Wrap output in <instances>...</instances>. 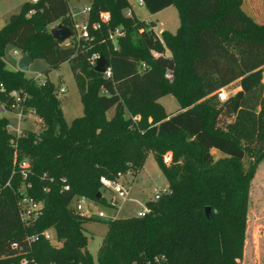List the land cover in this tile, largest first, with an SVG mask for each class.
Listing matches in <instances>:
<instances>
[{"label":"trees","instance_id":"obj_1","mask_svg":"<svg viewBox=\"0 0 264 264\" xmlns=\"http://www.w3.org/2000/svg\"><path fill=\"white\" fill-rule=\"evenodd\" d=\"M142 1L152 15L177 7V33L156 34L129 0H91L90 37L80 47H66L50 33L53 25L73 28L68 0L27 3L0 30V103L13 112V93H20L26 98L21 107L42 121L40 133L16 136L0 118V264H94L84 228L92 219L77 210L76 198L104 202L97 197L101 178L135 176L151 153L168 192L148 202L145 217L107 223L97 264H242L252 182L264 162V23L256 20L264 16V0ZM106 13L107 24L100 18ZM116 28L125 32L118 50L109 40ZM9 46L47 61V74L70 63L84 115L68 126L50 81L7 69ZM167 49L176 63L172 80L152 56ZM96 53L109 61L110 79L91 65ZM237 81L240 90L220 102L219 91ZM167 95L182 111L166 113L159 101ZM212 150L225 158L216 161ZM26 158L28 194L44 203L43 215L29 226L18 206L19 162ZM49 230L59 246L44 236ZM27 236L37 239L30 244Z\"/></svg>","mask_w":264,"mask_h":264},{"label":"rangeland","instance_id":"obj_2","mask_svg":"<svg viewBox=\"0 0 264 264\" xmlns=\"http://www.w3.org/2000/svg\"><path fill=\"white\" fill-rule=\"evenodd\" d=\"M33 0H0V30L9 23L13 15L19 14L27 3ZM71 12L74 15V20L79 24L86 22L89 15H84L82 9L91 5V0H68ZM131 10L136 17L146 24H155L154 31L161 36L163 31H169L176 34L180 28V13L177 7L172 6L168 9L152 15L146 9L145 5L141 4V0H129ZM257 22L264 23V16L256 18ZM216 20L211 21L208 26L212 27ZM51 29V28H50ZM73 40H68L64 46L71 45ZM22 52L9 46L5 54V62L8 70L18 71V63ZM152 56L157 59L163 55L153 52ZM167 58L174 59L171 52L167 49L164 55ZM50 70V65L44 59H35L26 75L28 78H40L42 81H50L58 91L61 100L62 109L65 121L68 126L72 122L84 115V106L82 103L80 91L76 84L70 63H64L56 69ZM240 90L239 82L232 83L226 87V92L229 96ZM160 104L164 107L166 113L174 114L181 110V104L172 95H167L162 98ZM12 125L10 131L16 133L19 128L21 132L25 130L39 132L40 120L37 117L28 116L23 122H20L17 116L6 113L2 114ZM113 112H109L107 117L110 119ZM36 120V122H35ZM172 157L171 152L167 153L163 160L166 162L167 156ZM216 161L224 159L225 156L216 153L214 155ZM251 157L247 154L244 160V166H250ZM172 163V162H171ZM169 163V164H171ZM127 185L134 184L131 190L130 200L123 202L118 196L111 191L102 190L104 202L96 203L87 200L82 206L83 210L90 212L91 221L85 224L84 228L89 238L88 251L93 259L94 264H97V253L107 234V223L117 218L137 217L136 214L147 206L148 202L154 200L155 191L166 192L168 190V182L162 174L160 167L156 161L154 154H149L144 168L137 175H131L127 178ZM129 186V185H128ZM116 201L120 210H116L111 206V202ZM246 242L242 264H264V162L257 169L255 178L252 182L250 192V206L248 213V221L246 223ZM50 242L54 246H59L56 239V231L49 230ZM41 264V262H38Z\"/></svg>","mask_w":264,"mask_h":264},{"label":"built area","instance_id":"obj_3","mask_svg":"<svg viewBox=\"0 0 264 264\" xmlns=\"http://www.w3.org/2000/svg\"><path fill=\"white\" fill-rule=\"evenodd\" d=\"M41 0H33L32 2L34 4L40 2ZM141 4L144 5L143 1L141 0ZM32 13V12H31ZM82 13L84 15H90L91 13V5L90 6H86L82 9ZM70 16L72 18V22H73V28H71L73 30V37L71 38L73 40V42L71 43L70 46H81V44L85 41H87L90 37V26H89V19L86 22H83L82 24H79L78 22H76L74 20V15L72 14V12L70 13ZM126 16L127 17H131L132 16V12L130 10H128L126 12ZM101 21L105 24H107L110 21V14L106 13V14H102L101 15ZM57 26V25H56ZM100 24H94L93 25V29H99L100 28ZM125 36V32L123 31L122 28H116L114 31L110 32L109 35V40L112 41L115 45V50H118V40L120 38H123ZM70 39V40H71ZM99 53L93 54V56L91 57V65L96 67L97 65V61L100 58ZM146 69V66L143 65V70ZM107 79H110L112 77V69L109 67L107 69V72L104 75ZM166 77L169 80L173 79V74L168 72ZM13 97L15 99V102L17 103L16 106V110L13 112H9L7 107L0 103V118H2V114H6V113H10L13 114L15 116L18 117V119L20 120V122H23L28 116H33V117H38L36 115V112L33 109H29L27 110L26 108L21 107L22 104H24L26 98L25 96H22V94L20 93H13ZM229 95L226 92V88L221 89L218 93V98L220 100V102H226L229 99ZM39 118V117H38ZM40 120V130L38 133L41 132V124L42 121ZM139 118L135 117L134 121H138ZM36 122V120H35ZM10 123V122H9ZM9 128H12V125L10 123ZM21 128H19L17 130V132L15 133L16 136H21L22 132H21ZM37 133V132H36ZM14 134V133H13ZM18 159V155H15V160ZM166 162L167 165H170L169 163L172 162V157L169 155L166 157ZM30 161L29 159H23L19 162V168L21 171L20 174L22 175L23 178V182L24 185L21 186L20 191H18V195H19V201H18V206H19V215H20V219L21 222L26 224V225H31L32 221H36L37 219H39L42 215H43V210H44V203L41 201H37L36 199L32 198L29 194L28 191L31 190L32 188V184L26 183V180L28 179L29 173H31L30 171ZM131 173L128 174H123V173H118L114 178H107V177H102L100 180V183L102 185V189L105 191H111L112 193L116 194L118 196V198L120 200H122L123 202H128L130 200V195H131V190H132V183L127 185V178L128 176H131ZM65 191H69L70 187H65L64 188ZM168 192V190L166 192H160V191H155L154 194V200L158 201L160 200V198L166 194ZM88 199L85 197H79L76 198V208L77 210L86 218H91L90 217V212H86L83 210L82 206L85 204V202ZM111 206H113L116 210H120V207L118 205V202L113 201L110 204ZM150 210L147 206H144L142 208L141 211H139L136 216L139 218H143L145 217L147 214H149ZM44 236L49 240L50 236H49V231H46L44 233ZM37 239L36 236H27L26 240L28 243H33L35 240ZM16 247V245H15Z\"/></svg>","mask_w":264,"mask_h":264},{"label":"water","instance_id":"obj_4","mask_svg":"<svg viewBox=\"0 0 264 264\" xmlns=\"http://www.w3.org/2000/svg\"><path fill=\"white\" fill-rule=\"evenodd\" d=\"M50 33L53 36V38L60 43L67 42L74 35L73 30L69 26H66L64 24H58L57 26H54L53 28H51ZM32 62H33V58L31 54L22 55L18 63V70L24 73L28 72ZM155 62L158 66L166 69L168 72L172 74L176 70V63L174 59L161 56L157 58ZM109 67H110L109 61L103 54H101L99 60L97 61L95 71L99 74L105 75ZM97 197L99 200H101L103 199V194L99 193ZM206 215L209 219L211 218V208H206ZM84 253H86V250H84Z\"/></svg>","mask_w":264,"mask_h":264},{"label":"crops","instance_id":"obj_5","mask_svg":"<svg viewBox=\"0 0 264 264\" xmlns=\"http://www.w3.org/2000/svg\"><path fill=\"white\" fill-rule=\"evenodd\" d=\"M54 26H56V25H53V26H51L50 28H53ZM154 28H155V27H154ZM162 32H163V30H162L160 33H162ZM22 55H23V54H22ZM22 55H21V56H22ZM165 57H166V56H165ZM31 64H32V63H31ZM30 66H31V65H30ZM159 103H160V102H159ZM180 111H182V109L179 110V112H180ZM109 112H113V116H114V114H115V109H111ZM109 112H108V113H109ZM177 113H178V112H177ZM167 114H168V113H167ZM174 114H176V113H174ZM168 115H173V114H168ZM113 116H112V117H113ZM112 117H111V118H112ZM212 153H213V155H215L216 153H220V152L217 151V150H212ZM220 154H221V153H220ZM133 186H134V184H133ZM168 187H169V186H168Z\"/></svg>","mask_w":264,"mask_h":264}]
</instances>
